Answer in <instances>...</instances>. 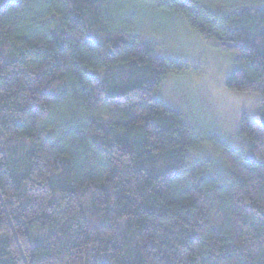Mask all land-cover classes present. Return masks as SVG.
<instances>
[{"label":"trees","instance_id":"16d2710c","mask_svg":"<svg viewBox=\"0 0 264 264\" xmlns=\"http://www.w3.org/2000/svg\"><path fill=\"white\" fill-rule=\"evenodd\" d=\"M159 8L258 95L236 145L161 100ZM0 264H264V0H0Z\"/></svg>","mask_w":264,"mask_h":264},{"label":"rangeland","instance_id":"374dc122","mask_svg":"<svg viewBox=\"0 0 264 264\" xmlns=\"http://www.w3.org/2000/svg\"><path fill=\"white\" fill-rule=\"evenodd\" d=\"M162 12L167 13L159 8L156 18H148L145 33L157 41L158 54L185 62L188 68L166 79L161 100L170 108L185 113L199 126L209 127L226 142L236 145L243 114L251 119L257 113L258 95L226 87L233 68L231 51L200 37L178 14L162 17ZM141 14L145 21L146 12L141 11Z\"/></svg>","mask_w":264,"mask_h":264}]
</instances>
